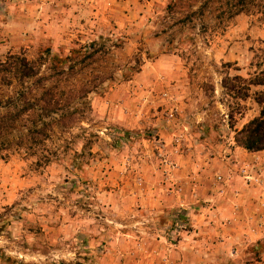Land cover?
I'll use <instances>...</instances> for the list:
<instances>
[{"label": "rangeland", "instance_id": "obj_1", "mask_svg": "<svg viewBox=\"0 0 264 264\" xmlns=\"http://www.w3.org/2000/svg\"><path fill=\"white\" fill-rule=\"evenodd\" d=\"M206 1L203 14L188 16ZM259 2L226 19L217 0H0V59L33 61L59 100L43 145L0 157V264H102L106 242L130 249L135 235L156 229L175 245L191 231L173 232L174 212L127 205L120 188L142 187L153 169L164 186L176 166L171 152L238 147L236 131L258 116L261 88L237 101L221 83L264 70ZM243 162L264 169L256 158ZM247 186L251 204L234 207L241 255L220 264H264V175ZM191 207L180 208L189 223Z\"/></svg>", "mask_w": 264, "mask_h": 264}, {"label": "crops", "instance_id": "obj_2", "mask_svg": "<svg viewBox=\"0 0 264 264\" xmlns=\"http://www.w3.org/2000/svg\"><path fill=\"white\" fill-rule=\"evenodd\" d=\"M126 123L122 125L124 128L128 127ZM159 132L167 134L164 129ZM170 158L176 159V166L164 186L158 184L159 175L153 169L146 178L148 183L145 181L142 187L132 190L123 186L120 196L125 197L123 201L129 206L165 217L180 208L194 206L198 213L190 216L191 231L175 245L169 242L164 231L156 229L135 235L137 241H129L130 249L117 246L115 241L106 242L101 250L102 264H220L230 253L233 257L241 255V246L235 244H240L244 236L236 228L241 216L234 213V207L250 205L254 189L244 183L240 169L243 161L254 158L264 161V150L248 152L238 146L229 155L171 152Z\"/></svg>", "mask_w": 264, "mask_h": 264}, {"label": "trees", "instance_id": "obj_3", "mask_svg": "<svg viewBox=\"0 0 264 264\" xmlns=\"http://www.w3.org/2000/svg\"><path fill=\"white\" fill-rule=\"evenodd\" d=\"M222 6V15L230 19L239 14H248L253 11L254 5L259 6V0H217ZM258 2V4H255ZM208 1L204 2L197 11H190L188 16L196 13L203 14L202 10ZM176 6L169 5L168 9ZM60 67L56 57L51 59ZM45 78L38 77V69L33 61L23 55H10L0 59V88H11L14 84L22 87L13 95L0 93V157L13 147H23L25 151L34 150L43 145L48 138V131L54 122V113L59 111V100L52 87L43 88ZM230 84L227 79L222 80V88L232 94L237 101H244L250 97L251 87H260L254 93V101L259 107L258 116L254 117L242 128L236 131V144L248 152L264 150V70L259 71L249 80L236 77ZM35 86V87H33ZM42 86V87H41ZM39 92H35L39 89ZM1 92V89H0ZM237 114L239 112V104ZM230 121H235L234 112H230ZM25 125H22L23 122ZM230 123V128H233ZM34 153V152H32Z\"/></svg>", "mask_w": 264, "mask_h": 264}, {"label": "built area", "instance_id": "obj_4", "mask_svg": "<svg viewBox=\"0 0 264 264\" xmlns=\"http://www.w3.org/2000/svg\"><path fill=\"white\" fill-rule=\"evenodd\" d=\"M169 117L172 118L173 114L170 113ZM173 165H169V169H173ZM264 175V169L258 167L257 165H251L244 163L240 169V176L243 179L246 185H259L262 183V176ZM217 180H221L220 177H217ZM179 191V189H177ZM192 210V209H191ZM189 211V210H188ZM184 209H180L175 214L172 215V229L173 232H187L190 228L189 223V212ZM194 214H197V210H193Z\"/></svg>", "mask_w": 264, "mask_h": 264}]
</instances>
